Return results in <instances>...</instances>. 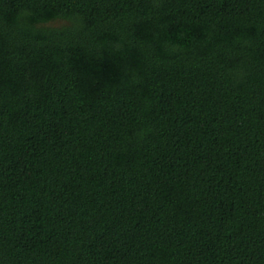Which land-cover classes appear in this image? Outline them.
I'll return each instance as SVG.
<instances>
[{"label": "trees", "instance_id": "16d2710c", "mask_svg": "<svg viewBox=\"0 0 264 264\" xmlns=\"http://www.w3.org/2000/svg\"><path fill=\"white\" fill-rule=\"evenodd\" d=\"M0 264H264V0H0Z\"/></svg>", "mask_w": 264, "mask_h": 264}, {"label": "rangeland", "instance_id": "374dc122", "mask_svg": "<svg viewBox=\"0 0 264 264\" xmlns=\"http://www.w3.org/2000/svg\"><path fill=\"white\" fill-rule=\"evenodd\" d=\"M60 22H61V21H60ZM52 24L56 25V24H58V22H53Z\"/></svg>", "mask_w": 264, "mask_h": 264}]
</instances>
